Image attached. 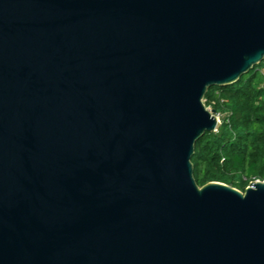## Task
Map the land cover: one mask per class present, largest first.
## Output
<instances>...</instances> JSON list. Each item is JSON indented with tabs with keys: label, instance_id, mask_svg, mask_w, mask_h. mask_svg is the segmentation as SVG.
I'll list each match as a JSON object with an SVG mask.
<instances>
[{
	"label": "water",
	"instance_id": "water-1",
	"mask_svg": "<svg viewBox=\"0 0 264 264\" xmlns=\"http://www.w3.org/2000/svg\"><path fill=\"white\" fill-rule=\"evenodd\" d=\"M263 62L264 0H0V264H264V181L192 162Z\"/></svg>",
	"mask_w": 264,
	"mask_h": 264
},
{
	"label": "trees",
	"instance_id": "trees-1",
	"mask_svg": "<svg viewBox=\"0 0 264 264\" xmlns=\"http://www.w3.org/2000/svg\"><path fill=\"white\" fill-rule=\"evenodd\" d=\"M205 104L220 115V124L196 143L197 183L222 182L244 191L251 181H264V62L236 83L212 87Z\"/></svg>",
	"mask_w": 264,
	"mask_h": 264
},
{
	"label": "built area",
	"instance_id": "built-area-1",
	"mask_svg": "<svg viewBox=\"0 0 264 264\" xmlns=\"http://www.w3.org/2000/svg\"><path fill=\"white\" fill-rule=\"evenodd\" d=\"M212 109V108H211ZM217 116H218V118H219V120H220V115L219 114H217Z\"/></svg>",
	"mask_w": 264,
	"mask_h": 264
},
{
	"label": "rangeland",
	"instance_id": "rangeland-1",
	"mask_svg": "<svg viewBox=\"0 0 264 264\" xmlns=\"http://www.w3.org/2000/svg\"><path fill=\"white\" fill-rule=\"evenodd\" d=\"M209 109H211V107H208Z\"/></svg>",
	"mask_w": 264,
	"mask_h": 264
}]
</instances>
